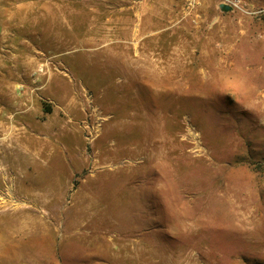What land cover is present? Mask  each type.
<instances>
[{
  "label": "rangeland",
  "instance_id": "374dc122",
  "mask_svg": "<svg viewBox=\"0 0 264 264\" xmlns=\"http://www.w3.org/2000/svg\"><path fill=\"white\" fill-rule=\"evenodd\" d=\"M240 1L0 0V264H264Z\"/></svg>",
  "mask_w": 264,
  "mask_h": 264
},
{
  "label": "built area",
  "instance_id": "2783aa9c",
  "mask_svg": "<svg viewBox=\"0 0 264 264\" xmlns=\"http://www.w3.org/2000/svg\"><path fill=\"white\" fill-rule=\"evenodd\" d=\"M224 3L230 5L231 7L238 8L243 12H249V10L241 3L240 0H225Z\"/></svg>",
  "mask_w": 264,
  "mask_h": 264
},
{
  "label": "water",
  "instance_id": "95a60500",
  "mask_svg": "<svg viewBox=\"0 0 264 264\" xmlns=\"http://www.w3.org/2000/svg\"><path fill=\"white\" fill-rule=\"evenodd\" d=\"M219 8L223 12H227V11H231L232 10V7L230 5H228V4H225V3L219 4Z\"/></svg>",
  "mask_w": 264,
  "mask_h": 264
},
{
  "label": "crops",
  "instance_id": "0c3cea01",
  "mask_svg": "<svg viewBox=\"0 0 264 264\" xmlns=\"http://www.w3.org/2000/svg\"><path fill=\"white\" fill-rule=\"evenodd\" d=\"M261 1H264V0H261ZM249 2H250L251 5H253V0H252V1L250 0ZM253 6H254V5H253Z\"/></svg>",
  "mask_w": 264,
  "mask_h": 264
}]
</instances>
